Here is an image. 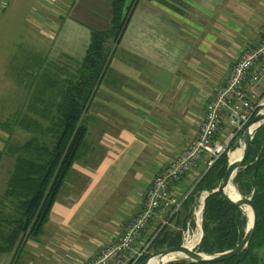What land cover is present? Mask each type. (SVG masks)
I'll return each mask as SVG.
<instances>
[{
    "label": "crops",
    "instance_id": "1",
    "mask_svg": "<svg viewBox=\"0 0 264 264\" xmlns=\"http://www.w3.org/2000/svg\"><path fill=\"white\" fill-rule=\"evenodd\" d=\"M42 1L53 63L82 61L92 32L111 28L113 0ZM132 11L87 113L93 147L73 165L39 237L0 252V264L95 259L141 212L154 178L197 137L209 100L242 54L264 41V0H138ZM263 93L264 76L250 85V99ZM228 115L218 138L232 131ZM204 171L202 161L173 191L185 199ZM157 226L142 232L136 251Z\"/></svg>",
    "mask_w": 264,
    "mask_h": 264
},
{
    "label": "trees",
    "instance_id": "2",
    "mask_svg": "<svg viewBox=\"0 0 264 264\" xmlns=\"http://www.w3.org/2000/svg\"><path fill=\"white\" fill-rule=\"evenodd\" d=\"M127 1L113 0L111 28L92 32L82 61L57 65L46 63L44 58L36 62L38 73L32 75L27 106L23 104L14 115L0 121V133L5 137L1 158L14 161L8 188L0 196V252L19 248L24 238L39 237L73 165L84 156L90 121L87 113L109 69L112 50L119 44L138 0L131 4ZM17 132L30 137L19 141L15 138ZM228 164L224 154L204 172L183 201L182 208L188 211L193 197L204 191L210 193L205 200L203 238L198 251L208 256L234 249L244 238L249 222L243 208L213 192ZM233 185L242 196L252 198L259 214L258 226L246 250L214 264H264V123L255 130L250 155ZM189 215L181 212L172 216L167 225H158L150 236L149 247L135 264H144L151 249L156 253L182 245L181 230ZM167 264L208 263L180 259Z\"/></svg>",
    "mask_w": 264,
    "mask_h": 264
},
{
    "label": "built area",
    "instance_id": "3",
    "mask_svg": "<svg viewBox=\"0 0 264 264\" xmlns=\"http://www.w3.org/2000/svg\"><path fill=\"white\" fill-rule=\"evenodd\" d=\"M263 76L264 41L242 54L226 84L209 100L197 137L181 156L154 178L146 193L141 212L127 225L120 237L104 248L95 259L85 264H135L137 262L147 250L145 248L147 241L139 251L135 249L142 232L152 222L167 225L171 217L182 210L184 198L173 191L174 183L196 169L202 161L205 164L204 172H206L224 154L230 157L231 143L237 141L244 127L258 113L257 111L264 109V93L254 102L249 94L250 85H257ZM248 81L250 85L247 84ZM227 113H229L228 122L232 131L226 137L218 138ZM238 143V146L242 147L240 140ZM209 194L207 191L202 193L195 212V223L197 230H200L199 241L192 247L196 251L203 238V213L205 200ZM193 233L194 231H187L184 246L189 235Z\"/></svg>",
    "mask_w": 264,
    "mask_h": 264
},
{
    "label": "rangeland",
    "instance_id": "4",
    "mask_svg": "<svg viewBox=\"0 0 264 264\" xmlns=\"http://www.w3.org/2000/svg\"><path fill=\"white\" fill-rule=\"evenodd\" d=\"M44 5L42 0H0V121L3 118L14 115L23 104L24 107L27 106L30 100L28 97L31 96L33 88L32 75L38 73V68L35 64L41 62L44 58L46 59V63L51 62L49 59L51 56L48 55V52L54 41L48 40L51 39L52 35H50L51 33L47 31L45 27V19L48 15L44 16ZM45 31L49 32V35H45ZM117 46H114L112 50V58ZM59 60L60 61L55 64L63 65L69 61L72 62L70 58H62V60ZM113 61L106 72L104 80L108 79L110 76L111 68L115 64ZM26 74L30 75L31 78ZM94 109L95 105L90 109V112H93ZM87 116H89V114H87ZM88 118L91 120L90 117ZM118 122L119 125L122 124L120 120H118ZM1 135L0 133V136ZM15 135V138L19 141L26 140L30 137V134H25L24 132H17ZM93 135L90 136L93 138ZM2 137L4 136L2 135ZM93 144V141H90V143L88 142V150L93 147ZM237 149L243 151L240 146ZM230 152L233 153L234 151L231 149ZM0 161L1 196L8 188V182L14 168V161L9 157H3ZM229 161L230 157L228 156V163ZM121 192L122 190L118 191L116 196ZM202 193L203 192L193 197L195 200L190 205L188 211L182 208L179 212H182L184 216L190 214L185 227L181 230L182 245L184 243V238L187 236V231L196 232L197 230L195 212L199 206ZM115 197L113 198L114 200L116 199ZM244 212L247 213L245 209ZM246 215L249 221V216L248 214ZM149 239L147 240L145 248H148L151 243ZM149 253L152 255L155 252L151 249ZM180 259L183 258L175 257L173 261Z\"/></svg>",
    "mask_w": 264,
    "mask_h": 264
},
{
    "label": "water",
    "instance_id": "5",
    "mask_svg": "<svg viewBox=\"0 0 264 264\" xmlns=\"http://www.w3.org/2000/svg\"><path fill=\"white\" fill-rule=\"evenodd\" d=\"M264 123V113L263 110L259 111L253 119H251L247 125L244 127L242 130L240 136L238 137L237 141L235 142L232 150L235 151L238 148V141L240 140L242 142V156L239 161L237 162H231L229 161L228 168L226 170V173L221 180L219 187L214 190L213 192L219 193L221 197L229 202L230 204L244 208V207H250L252 211V224L251 226H247L246 233L242 241L234 248L229 251L216 254L214 256H208L203 253H200L194 249H188L184 245L176 246V247H169L162 249L154 254H152L145 262L144 264H148L149 260L152 258H160L161 260L166 258L167 256L170 255H183V259L190 260L195 263H208V264H214V263H219L228 259H231L239 254H241L244 250H246L251 243L257 226H258V219H259V214L256 205L254 204L253 200L251 197H245L242 196L240 193V200L239 201H233L230 199V197L227 195L226 190L230 184H233V180L235 176L237 175L238 171L243 167L245 162L247 161L250 151H251V146H252V139L254 132L257 128H259L262 124ZM257 125V128L254 131H250L251 128ZM173 261V260H172ZM170 261V262H172ZM168 263V262H167ZM167 263H160V264H167Z\"/></svg>",
    "mask_w": 264,
    "mask_h": 264
},
{
    "label": "bare ground",
    "instance_id": "6",
    "mask_svg": "<svg viewBox=\"0 0 264 264\" xmlns=\"http://www.w3.org/2000/svg\"><path fill=\"white\" fill-rule=\"evenodd\" d=\"M263 113H264V111H263ZM256 128H257V125H254L250 131H254ZM241 156H242V151L237 149L233 153L232 152L230 153V161L231 162H237L240 160ZM226 193L230 197L231 200H233V201H239L240 200V194H239L237 188L233 184H230L228 186ZM244 209L247 212L246 214H248V216H249V226H251V224H252L251 208L246 206V207H244ZM198 213H199V211H198ZM199 238H200V230L198 229L196 232L189 235L185 245L187 246L188 249H192V247L194 245H196V243L198 242ZM175 257H183V255H170V256H167L166 258L162 259V260L160 258L155 257V258L150 259L148 264L167 263V262L174 260Z\"/></svg>",
    "mask_w": 264,
    "mask_h": 264
}]
</instances>
